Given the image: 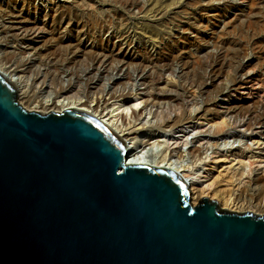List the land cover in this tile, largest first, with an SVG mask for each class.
Segmentation results:
<instances>
[{
    "label": "water",
    "instance_id": "95a60500",
    "mask_svg": "<svg viewBox=\"0 0 264 264\" xmlns=\"http://www.w3.org/2000/svg\"><path fill=\"white\" fill-rule=\"evenodd\" d=\"M0 75V264H264V218L196 206L89 115L28 112Z\"/></svg>",
    "mask_w": 264,
    "mask_h": 264
},
{
    "label": "bare ground",
    "instance_id": "6f19581e",
    "mask_svg": "<svg viewBox=\"0 0 264 264\" xmlns=\"http://www.w3.org/2000/svg\"><path fill=\"white\" fill-rule=\"evenodd\" d=\"M21 1L18 9L14 8L8 11L7 17L16 20L19 16L18 12H28L33 0ZM121 1L126 3L123 7L125 11L138 6L136 3H127V0ZM35 12H42V8L35 7ZM122 15L121 13L116 16L122 17ZM21 20L13 22L12 27L5 29L6 35L8 34L10 37L13 50L12 52L2 51L0 75L16 89L18 104L23 109L41 115L50 112L60 113L64 110L83 112L99 121L123 141L126 164L164 168L177 173L189 190V201L192 205L196 206L202 197L209 196L211 199H216L223 210L229 212L242 214L251 211L258 213L259 216L264 214V208L259 205L257 207L250 203H240L241 197L249 192L252 195L251 199L262 198L260 195H264V185H260L261 179L250 180L252 185L257 187L255 190L238 186L237 189L231 188L227 191H216L215 189L210 191L212 184L202 187L200 178L207 179L215 166L209 170L204 168L207 163L205 161L209 158L206 156L202 158L203 153L199 149L190 150L184 147L188 144L186 134L179 142L184 146L180 147L176 154L165 149L163 144L157 146L150 140L146 142L140 140L142 134L147 135L146 131H151L153 137L168 135L169 140L173 139V134L177 133L179 129H183L184 122L194 118L205 119V123L210 124L211 128L213 127V134H219L229 126L230 123L225 125L224 118H227L229 122L232 120L231 125L234 127H244L246 131L251 130L255 125H264L263 100L255 108L231 102L232 96L238 89L239 81L237 79L244 66L239 65L233 70V77L219 80L220 84H216L218 81L215 72L217 57L213 54L208 52L205 54L204 61L209 68L208 72L188 74L178 70L179 67L174 65L170 59L147 56L148 48L154 49L155 41L145 35L140 38L138 31L136 33L134 30L128 32L121 28L117 31V38H115L117 42H115L109 32L108 27L112 24L109 19L108 27H100L91 35L83 34V37L91 39L89 47H80L83 46L79 40L81 36L76 34L73 40L67 36L66 46L62 45L61 48V55L66 58L72 56L70 60H73L76 53H79V55L85 56L86 64L80 69H65L61 67L62 65L56 67L52 62L42 63L40 60V56H43L45 50L44 52L37 50L36 45L42 41L38 33L44 26L43 23L38 20H33L32 23H22ZM0 25L3 26V29L5 28L2 20H0ZM6 35L1 38L7 40ZM105 35L106 38H103ZM175 37L180 39L178 36ZM136 40L138 43L135 44ZM73 41L76 45H73ZM30 53L35 54L39 61L29 59ZM137 54L140 58L132 56ZM14 65L16 67L13 68ZM41 67H43V71L40 70ZM149 67L150 69L147 71ZM167 77L177 79V84L169 86V82L164 79ZM159 87L167 90H160ZM189 91L190 96L195 95L201 99L202 107L195 104L193 111L186 112L185 105L187 104L184 103L186 101L184 96ZM220 95L227 98L218 105L221 114L219 110H216L214 101ZM166 105L170 108L176 106L178 114L172 118L163 116L161 110ZM211 107H214L216 111L213 116L210 112ZM137 111L138 114H136ZM207 114L212 118L208 120ZM158 118L160 121H157ZM136 122L139 123L135 124ZM139 125L141 128L135 129ZM247 149L250 150L249 147ZM253 152L250 157L245 156L248 158L247 167H251L255 163V158H264V155L260 156L263 150H258L257 153ZM185 154L194 157V164L191 166L187 163L184 164ZM243 168L242 172L238 174V180L247 174L245 166ZM250 181H248L249 184Z\"/></svg>",
    "mask_w": 264,
    "mask_h": 264
},
{
    "label": "rangeland",
    "instance_id": "374dc122",
    "mask_svg": "<svg viewBox=\"0 0 264 264\" xmlns=\"http://www.w3.org/2000/svg\"><path fill=\"white\" fill-rule=\"evenodd\" d=\"M21 2V0H0V20L5 26L3 29L0 25V30L2 29L0 31V56L3 55L2 51L12 52L13 50L10 37L5 33L7 27H12L13 22H20L21 19L22 23H32L33 20H38L44 25L38 33L42 41L36 45L37 50L42 52L45 50L43 56H40L41 62H52L56 67L62 65L61 67L65 69H80L86 64L85 56L76 53L74 59L70 60L72 56L66 58L61 55L62 45L66 46L65 39L68 36L73 40L77 34L81 36L79 40L83 46L80 47H89L91 39L83 37V34L91 35L100 27H108L110 19L112 24L108 28L115 42H117L115 39L117 31L121 28L128 32L138 31L140 38L145 35L155 41L154 49L149 47L147 56L170 59L174 65L179 67V69L177 67L178 70L188 74L208 72L209 68L204 61L205 54L207 52L213 54L217 57L215 72L218 81L216 84H220L219 80L233 77V70L239 65L244 66L237 79L238 89L232 96L231 102L237 105L246 104L249 108L257 107L262 100L264 102V0H127V3L138 5L129 11L123 9L126 3L121 0H33L28 12H18L19 16L16 20L7 17L8 11L18 9ZM35 7H41L42 12L34 13ZM121 13L122 17L116 16ZM58 28L60 30H57ZM3 35H6L7 40L1 38ZM103 38H106V35ZM137 40L135 44L138 43L139 40ZM72 43L76 45L75 41ZM132 56L140 58L138 54ZM28 58L32 61H39L33 53H30ZM201 65H204L202 67L205 72ZM149 69L150 67L147 71ZM40 70L43 71V67ZM164 79L169 82V86L177 84V79H171V77ZM160 90L167 89L161 88ZM189 94L190 91L184 96L186 98L184 103L187 104H184L186 112L193 111L195 104L202 107L201 99ZM224 100L227 98L222 95L214 100L216 110H219L220 114L221 110L218 105ZM16 101L18 102V98ZM131 108L134 109L133 106ZM161 111H163V116L171 118L178 114L176 106L170 108L166 105ZM210 112L212 116L216 113L214 107ZM207 118L209 120L212 117L208 115ZM158 120L160 121V118ZM224 120L225 125L230 124L227 127L224 126V131L219 134L212 133L213 127L206 124L205 119L194 118L184 122L183 129L173 134V139L169 140L168 135L153 137L151 131H146L147 135L142 134L140 140L144 142L150 140L157 146L163 144L165 149L176 154L179 148L184 146L179 142L186 134L188 144L184 147L190 150L199 149L203 153L202 158L205 156L209 158L205 161L208 164L206 163L204 168L209 170L215 166L207 179L200 178L202 187L212 184L210 191L213 189L227 191L231 188L237 189L238 186L255 190L257 187L252 185L250 180L261 179L260 185H264V158H255V163L247 167L248 158L245 156L250 157L253 151L257 153L258 150H263L260 156L264 155V125H255L251 130L246 131L244 127L231 125L232 120L230 122L227 118ZM139 128H141L140 125L135 129ZM186 154L183 157L184 164L191 166L194 164V157ZM244 166L247 174L238 180V174L242 172ZM251 196V192L245 193L240 203H250L252 206L259 205L264 208L263 194L260 195L263 199L259 198V200L251 199ZM202 198L216 201L222 209L216 199H211L209 196ZM247 213L259 216L255 212ZM260 216L264 218V214Z\"/></svg>",
    "mask_w": 264,
    "mask_h": 264
}]
</instances>
